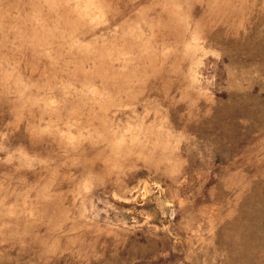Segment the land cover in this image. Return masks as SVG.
<instances>
[{"label":"rangeland","instance_id":"rangeland-1","mask_svg":"<svg viewBox=\"0 0 264 264\" xmlns=\"http://www.w3.org/2000/svg\"><path fill=\"white\" fill-rule=\"evenodd\" d=\"M0 264H264V0H0Z\"/></svg>","mask_w":264,"mask_h":264}]
</instances>
